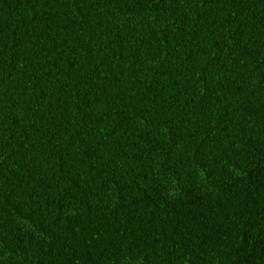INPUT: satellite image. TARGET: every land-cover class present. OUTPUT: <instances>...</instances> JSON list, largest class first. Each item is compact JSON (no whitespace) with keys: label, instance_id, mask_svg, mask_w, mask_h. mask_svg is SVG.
I'll use <instances>...</instances> for the list:
<instances>
[{"label":"trees","instance_id":"obj_1","mask_svg":"<svg viewBox=\"0 0 264 264\" xmlns=\"http://www.w3.org/2000/svg\"><path fill=\"white\" fill-rule=\"evenodd\" d=\"M0 264H264V0H0Z\"/></svg>","mask_w":264,"mask_h":264}]
</instances>
